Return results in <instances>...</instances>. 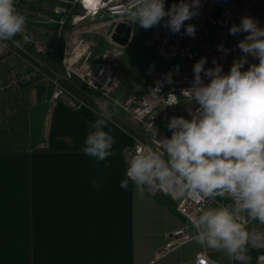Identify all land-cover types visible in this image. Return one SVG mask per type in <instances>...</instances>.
Masks as SVG:
<instances>
[{
	"label": "crops",
	"instance_id": "1",
	"mask_svg": "<svg viewBox=\"0 0 264 264\" xmlns=\"http://www.w3.org/2000/svg\"><path fill=\"white\" fill-rule=\"evenodd\" d=\"M96 19H89L90 24ZM26 28L48 37L54 25ZM97 34L103 35L85 33L93 39ZM106 47L97 43L98 51ZM7 52V47L0 49V79L8 76L15 55ZM54 56L61 60V45ZM137 70L132 64L130 72L116 71L123 82L120 98L145 88ZM54 82L41 74L0 95V115L7 113L0 126L11 134V141L0 145V264H194L203 250L219 264H233L224 253L202 248L194 239L154 259L167 233L188 226L193 236L194 230L169 196L139 192L131 182L127 190L120 187L134 144L121 112L115 108L110 122L115 155L97 164L82 151L95 111L77 100L74 107L54 100ZM262 251L249 250L250 264Z\"/></svg>",
	"mask_w": 264,
	"mask_h": 264
},
{
	"label": "clouds",
	"instance_id": "2",
	"mask_svg": "<svg viewBox=\"0 0 264 264\" xmlns=\"http://www.w3.org/2000/svg\"><path fill=\"white\" fill-rule=\"evenodd\" d=\"M124 3L128 23L143 29L162 24L173 34L183 29L190 37L196 35V25L185 22L200 14L202 0H179L170 7L166 0ZM18 4L19 0H0V49L24 34L28 16ZM239 33H247L236 45L244 55L228 72L215 59L214 67L205 68L207 57L195 63L194 79L183 95L187 92L199 107L188 109L191 119L170 118L171 137L157 138L156 132L155 147H137L126 161L120 187L127 190L131 182L139 192L147 187L176 201L192 193L216 201L189 218L195 243L224 253L233 264H250L249 250H264V27L257 18L244 16L229 34ZM23 39L27 42L29 37ZM219 50L231 53L223 45ZM249 56L258 63L249 65ZM172 82V74H166L149 94L161 96L165 84ZM118 103H97L96 119L82 147L97 164L115 155L110 122Z\"/></svg>",
	"mask_w": 264,
	"mask_h": 264
},
{
	"label": "built area",
	"instance_id": "3",
	"mask_svg": "<svg viewBox=\"0 0 264 264\" xmlns=\"http://www.w3.org/2000/svg\"><path fill=\"white\" fill-rule=\"evenodd\" d=\"M60 1L66 4H46L42 0H19L18 7L26 12L28 25L33 26L35 23L43 26L54 25V30L48 37L32 34L31 30L29 31L26 27L23 35L29 37L27 42L45 58L54 56L61 45V64L64 76L67 79L77 77L88 87L97 91L98 95L94 98L96 105L103 100H107L110 104L113 101L119 102L115 108L121 112L122 123L134 138V144L128 150L129 159L138 146L152 145L155 147L156 132L157 138L171 137L172 132L167 128L171 117L192 118L188 109L195 111L199 106L191 103L190 95L187 92L183 95V90L191 87L196 62L202 57H207L205 68H209L215 66L213 64V59H215L224 66V71L228 72L233 61L244 55L236 45L245 38L247 33L229 34L233 24H239L244 16H252L260 21L261 27H264V0H202L200 14L185 22V25H196L195 37L188 36L183 29L181 33L173 34L163 28L162 24L149 29L142 28L140 33L142 44L146 48H151L154 55L145 69V75L151 81L149 89L155 87L156 81L163 80L168 73L172 74L173 82L165 84L161 96L150 95L149 89L141 88L120 98L116 94L120 91L123 82L115 76L113 68L122 57V49L117 44L98 51L97 42L85 35L97 29L95 27L83 29L81 23L88 19L105 18L102 23L104 28L97 32L102 33L111 41H113L114 28L120 22L130 26L132 33L133 24L128 23L124 12V0ZM174 2L178 3L179 0L166 2V7H170ZM76 7L82 12L71 14V8L75 11ZM69 26L70 28L65 30V27ZM36 28L39 27L34 26V30ZM22 45L19 46L20 49ZM220 45L230 49L231 53H222L219 50ZM17 63V60H11L8 76L0 79V95L18 88L23 82L33 81L37 77L38 69H30L24 62ZM252 63H258V60L249 56V65ZM137 68L138 64L133 63V69ZM207 82L206 80L205 83ZM170 93L174 96L169 97ZM51 96L54 100L62 99L73 107L78 104L69 91L56 80ZM122 113L129 119L122 117ZM145 189L150 194H163L147 187ZM174 201L177 211L186 218L190 227V217L216 202L204 199L197 193L190 194L184 200ZM192 239L193 236L190 235L188 226H182L167 233L163 246L155 251L154 259L167 256ZM194 264L219 263L203 250L196 255ZM255 264H264V251L258 253Z\"/></svg>",
	"mask_w": 264,
	"mask_h": 264
},
{
	"label": "trees",
	"instance_id": "4",
	"mask_svg": "<svg viewBox=\"0 0 264 264\" xmlns=\"http://www.w3.org/2000/svg\"><path fill=\"white\" fill-rule=\"evenodd\" d=\"M73 12L74 10L71 8V14ZM7 44V53L11 54L14 52L15 55L13 59L17 60V64L22 62L27 63L30 69L39 70L36 73V76L46 74L52 79L57 80L71 93V95L77 101L82 102L93 111H96L97 105L94 102V98L98 95V92L88 87L86 83L77 77L67 79L64 76V70L60 59L56 58L55 56L47 58L42 57L34 50L30 43H24L23 36L20 34H18L12 41H8ZM20 45H22V49H20ZM10 107L14 108V106L11 105ZM4 114L7 116V113L2 112V116H4ZM0 137L4 138L2 143H0L2 146L5 145L4 142L9 143L11 141V134L8 130V127L5 129L3 125L0 126Z\"/></svg>",
	"mask_w": 264,
	"mask_h": 264
},
{
	"label": "rangeland",
	"instance_id": "5",
	"mask_svg": "<svg viewBox=\"0 0 264 264\" xmlns=\"http://www.w3.org/2000/svg\"><path fill=\"white\" fill-rule=\"evenodd\" d=\"M74 12L81 13V11L78 7L75 8ZM103 19L105 20V18H103ZM103 19H96L97 21H93V22H95V24H92V23L90 24L91 21L89 19L85 20L81 23V28L85 29L89 26L95 25V28L98 31H101L104 28V27H102L103 26L102 23L104 22ZM68 28H70V27H65V30H67ZM141 29L142 28H140L138 26V24H133V30L131 33L132 37L130 38L128 43L126 45H118L122 49V57L119 61H117L115 63L113 71H114V74H116V71L120 70V69H126L127 71L130 72V70L132 68V64L137 63L138 64V70H137L136 74H137V76L140 75L139 76L140 81L145 85V89H149L150 85H151V81L144 74V72H145L147 63L154 58V55H153V50L151 48H146L143 46L142 40L140 37ZM94 40L97 43L102 41V42L106 43L109 47L117 45L113 41L109 40L108 37L101 35V34L95 35ZM19 87L14 89V90L17 91L19 89ZM116 96H118V94H116ZM4 117L5 116H2V114L0 115V122L3 121ZM122 117L129 119L123 113H122ZM3 124H4V122H3ZM26 131H27V129H23V132H26ZM3 140H4V138L0 137V143H2Z\"/></svg>",
	"mask_w": 264,
	"mask_h": 264
},
{
	"label": "water",
	"instance_id": "6",
	"mask_svg": "<svg viewBox=\"0 0 264 264\" xmlns=\"http://www.w3.org/2000/svg\"><path fill=\"white\" fill-rule=\"evenodd\" d=\"M171 0H166L170 2ZM131 37V27L124 22H120L114 28L112 33L113 41L118 45H126Z\"/></svg>",
	"mask_w": 264,
	"mask_h": 264
}]
</instances>
